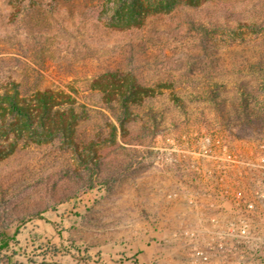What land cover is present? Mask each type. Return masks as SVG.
I'll list each match as a JSON object with an SVG mask.
<instances>
[{"label":"rangeland","instance_id":"374dc122","mask_svg":"<svg viewBox=\"0 0 264 264\" xmlns=\"http://www.w3.org/2000/svg\"><path fill=\"white\" fill-rule=\"evenodd\" d=\"M139 4L121 29L110 0H0V86L63 90L83 112L80 157L53 140L0 159V264H103L114 246L132 264H264V0ZM116 69L152 90L122 127L91 88ZM56 209L65 245L17 237Z\"/></svg>","mask_w":264,"mask_h":264},{"label":"trees","instance_id":"16d2710c","mask_svg":"<svg viewBox=\"0 0 264 264\" xmlns=\"http://www.w3.org/2000/svg\"><path fill=\"white\" fill-rule=\"evenodd\" d=\"M110 1L112 5L104 12L111 11L109 17L117 18L120 24L115 27L125 29L143 23L147 10L139 0ZM91 88L101 92L103 103L117 107L121 127L124 120L132 115V105L141 104L152 95V90L137 82L132 72L117 69L98 73L92 78ZM241 105L243 114L249 116V104L244 98ZM256 105L264 109V103L257 102ZM82 115L76 99L63 90L46 87L22 93L18 82H6L0 86V159L15 151L20 142L29 144L53 140L72 147L80 157L76 128ZM261 117L264 118V114ZM243 123L251 124L250 120ZM3 244L8 245L6 241Z\"/></svg>","mask_w":264,"mask_h":264},{"label":"crops","instance_id":"0c3cea01","mask_svg":"<svg viewBox=\"0 0 264 264\" xmlns=\"http://www.w3.org/2000/svg\"><path fill=\"white\" fill-rule=\"evenodd\" d=\"M226 175V174H225ZM234 173L233 169L230 168V170L227 172V179L229 181H232L234 179ZM264 181V177L262 178ZM229 194H224L225 197L233 196L232 190H229ZM168 193V192H167ZM216 196V195H215ZM223 192H219L217 197H219V201L217 202L218 206H231V201H227L226 199H222ZM166 206L171 205L172 203H168V201H165ZM63 225L67 227L69 225V219L68 217L63 214L59 210H49L45 213V216L42 218H38L36 220H33L31 223L25 224L23 227L20 228L19 232L17 233V237H20L22 240H30V239H51V243H57L58 245L66 244V236L65 231L60 232L57 230V226ZM167 235V234H166ZM152 242V241H151ZM152 243H150L151 245ZM118 247H115L113 249L107 248L105 250V247L103 248L102 254L104 255V263L103 264H126L127 262L131 263V260L128 261H117L115 256V251H118ZM88 255L86 256L85 260L80 258L81 253L79 251H69L68 253L63 255L64 260L68 261L69 263L73 264H102L95 262L91 252H87ZM105 253L107 254V257L105 258ZM142 254L141 251L137 254V256H140ZM55 256V255H53ZM80 258V259H79Z\"/></svg>","mask_w":264,"mask_h":264}]
</instances>
